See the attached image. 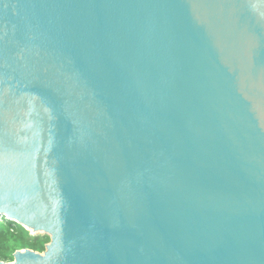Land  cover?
<instances>
[{"label":"water","instance_id":"water-1","mask_svg":"<svg viewBox=\"0 0 264 264\" xmlns=\"http://www.w3.org/2000/svg\"><path fill=\"white\" fill-rule=\"evenodd\" d=\"M0 264H264V0H0Z\"/></svg>","mask_w":264,"mask_h":264},{"label":"rangeland","instance_id":"rangeland-1","mask_svg":"<svg viewBox=\"0 0 264 264\" xmlns=\"http://www.w3.org/2000/svg\"><path fill=\"white\" fill-rule=\"evenodd\" d=\"M7 224L8 223H6L5 219L3 217H0V225H3L4 227H6ZM24 232H25V234L23 236H21V237L16 236L14 238L16 240V245L21 248L20 251L33 250L34 252H37L39 254H43L45 252L47 245L50 243V239L48 237H46V238L45 237L34 238L30 235V233L28 231H24ZM0 252H2V251H0ZM0 254H2V253H0ZM14 257L12 258L8 252V253H6V259L0 258V262L12 263V262H14Z\"/></svg>","mask_w":264,"mask_h":264},{"label":"trees","instance_id":"trees-1","mask_svg":"<svg viewBox=\"0 0 264 264\" xmlns=\"http://www.w3.org/2000/svg\"><path fill=\"white\" fill-rule=\"evenodd\" d=\"M7 223V222H6ZM26 230H24L19 225L7 224L6 227L0 225V258L6 259V253L9 252L10 256L13 258L14 253L20 251L21 248L16 245V236H23Z\"/></svg>","mask_w":264,"mask_h":264}]
</instances>
